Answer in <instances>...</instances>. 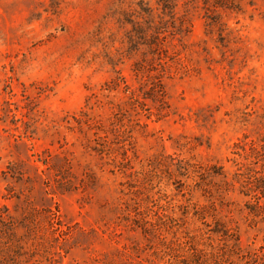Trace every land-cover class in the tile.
<instances>
[{
    "label": "rangeland",
    "instance_id": "rangeland-1",
    "mask_svg": "<svg viewBox=\"0 0 264 264\" xmlns=\"http://www.w3.org/2000/svg\"><path fill=\"white\" fill-rule=\"evenodd\" d=\"M0 264H264V0H0Z\"/></svg>",
    "mask_w": 264,
    "mask_h": 264
}]
</instances>
